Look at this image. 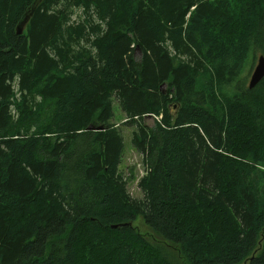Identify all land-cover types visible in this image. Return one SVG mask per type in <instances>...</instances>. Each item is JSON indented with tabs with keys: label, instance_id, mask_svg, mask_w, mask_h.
Returning <instances> with one entry per match:
<instances>
[{
	"label": "trees",
	"instance_id": "1",
	"mask_svg": "<svg viewBox=\"0 0 264 264\" xmlns=\"http://www.w3.org/2000/svg\"><path fill=\"white\" fill-rule=\"evenodd\" d=\"M33 3L0 0V264H264V0H42L17 35Z\"/></svg>",
	"mask_w": 264,
	"mask_h": 264
},
{
	"label": "rangeland",
	"instance_id": "2",
	"mask_svg": "<svg viewBox=\"0 0 264 264\" xmlns=\"http://www.w3.org/2000/svg\"><path fill=\"white\" fill-rule=\"evenodd\" d=\"M72 14L70 16L69 22L72 24L73 22L79 21L80 20V16L82 15V11L77 9V8H73L72 10ZM74 13V15H73ZM260 54V52H257L255 55V58H257V56ZM255 63V60H254ZM254 66V64H253ZM252 66V69H253ZM251 69V71H252ZM250 75V74H249ZM249 76L247 77L245 86L247 85ZM124 114L121 111L119 105L117 104L116 101L113 102V118H112V122L114 124H116V126H118V128L120 129L122 138H123V142H124V150H123V156H122V162H121V166L123 167H132L133 168V179L131 182H129V184L127 185V191L130 195L131 198H141L142 197V193L138 188V183L139 181L142 179L143 177V173H144V169L146 170V172L148 173V167L145 164V160H143V158H141L138 154H136L135 152H133L132 147H131V135L133 133V131L136 130L135 125H122L121 123L124 121ZM157 121L160 120V116L159 117H155ZM143 122V121H142ZM144 126L147 128H152L154 126V118H148L146 120H144ZM137 164H141V166L139 168H137ZM136 228L140 231V233L142 234H147L149 233V229L143 224V222L138 219L135 223Z\"/></svg>",
	"mask_w": 264,
	"mask_h": 264
},
{
	"label": "water",
	"instance_id": "3",
	"mask_svg": "<svg viewBox=\"0 0 264 264\" xmlns=\"http://www.w3.org/2000/svg\"><path fill=\"white\" fill-rule=\"evenodd\" d=\"M37 1H42V0H34V3L31 7L25 11L23 18L20 20V22L16 25L15 31L19 35L22 33L25 25L29 22L30 17L33 14L34 8L37 5ZM137 51L140 53V49L137 48ZM264 77V56L260 55L257 58L256 65L250 75V78L248 80L247 87L248 89H253ZM165 92V91H164ZM87 129L90 130H102V128H93V127H88ZM133 223H128V225H131ZM112 228H118L117 226H112Z\"/></svg>",
	"mask_w": 264,
	"mask_h": 264
},
{
	"label": "bare ground",
	"instance_id": "4",
	"mask_svg": "<svg viewBox=\"0 0 264 264\" xmlns=\"http://www.w3.org/2000/svg\"><path fill=\"white\" fill-rule=\"evenodd\" d=\"M90 130V129H89Z\"/></svg>",
	"mask_w": 264,
	"mask_h": 264
}]
</instances>
